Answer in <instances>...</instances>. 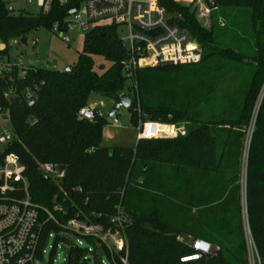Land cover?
<instances>
[{
    "label": "trees",
    "instance_id": "trees-1",
    "mask_svg": "<svg viewBox=\"0 0 264 264\" xmlns=\"http://www.w3.org/2000/svg\"><path fill=\"white\" fill-rule=\"evenodd\" d=\"M215 2L205 27L190 5L159 0L199 43L197 63L140 68L129 78L122 67L128 49L112 24L85 33L69 70L28 66L21 76L13 64L3 68L0 111L8 114L14 139L0 145V163L8 154L20 158L31 200L40 207L41 246L77 213L106 226L120 213L130 264H248L246 224L264 264V0ZM8 4L0 0V42L6 45L0 62L11 40L42 27L52 32L70 7L54 0L48 14H33ZM94 56L110 62L102 74ZM42 81L30 106L24 93ZM94 93H127L138 131L153 121L182 124L186 132L138 138L134 147L104 146L110 119L79 115ZM43 163L57 165L63 177L45 175ZM15 185L12 196L22 197L23 183ZM179 236L218 249L181 261L196 251ZM84 254L72 246L68 264H80Z\"/></svg>",
    "mask_w": 264,
    "mask_h": 264
},
{
    "label": "built area",
    "instance_id": "built-area-1",
    "mask_svg": "<svg viewBox=\"0 0 264 264\" xmlns=\"http://www.w3.org/2000/svg\"><path fill=\"white\" fill-rule=\"evenodd\" d=\"M198 1L203 4L206 13L217 8L215 0ZM60 2L70 7L63 23H54L52 32L59 34L66 43L72 42L67 35L68 32L86 33L97 25L116 24L120 31L121 27L127 30L128 34L122 40L127 46L129 56L123 61L122 67L129 78H133L140 68L165 64H193L199 62L202 57L199 43L186 29L172 21L173 17L160 5L159 0H60ZM53 3L54 0H38L40 12L48 14ZM8 7L11 11H16L10 3ZM11 65L8 62L0 63V76L3 74V68ZM27 68L28 66L21 68V76H25ZM43 84L42 81L26 89L24 96L30 106L35 103L36 94ZM79 115L84 119L102 116L99 109L92 106L82 108ZM165 133V126L149 121L138 131V138H160L165 137ZM13 139L12 131L0 128L1 146L9 144ZM23 170L20 158L15 154L6 155L0 163V264H43L45 244L41 246L43 223L40 221V207L31 200ZM40 170L45 175L55 178H61L64 174L53 163L41 164ZM18 182L23 183L24 195L13 197L15 184ZM47 213L49 219L59 223L51 212ZM80 215L81 213H77L63 224V231L49 234L47 240L58 237L56 244L59 240L68 241L67 234L70 233L91 240L96 249L99 245L108 249L114 264H130L125 219L122 214L114 216L109 226L91 222L89 218ZM247 233L251 238L246 224V236ZM177 239L191 245L196 251L193 255L183 257L181 261L198 259L218 249L208 242L194 241L191 237L179 236ZM81 244L79 242V247ZM72 246L78 245L73 242ZM55 249L53 247V253ZM90 252L85 249L82 256L84 262H89L86 254ZM257 264H261L258 255Z\"/></svg>",
    "mask_w": 264,
    "mask_h": 264
},
{
    "label": "rangeland",
    "instance_id": "rangeland-1",
    "mask_svg": "<svg viewBox=\"0 0 264 264\" xmlns=\"http://www.w3.org/2000/svg\"><path fill=\"white\" fill-rule=\"evenodd\" d=\"M8 1L16 11H25L28 13L37 14L41 11L38 6V0H5ZM185 5H190L195 11L199 21L205 26L211 25V14L205 12L203 4L198 0H176ZM120 29V28H119ZM120 36L126 38L127 30L121 27ZM72 42H64L60 35L53 33L46 28H40L30 32L25 39L16 38L11 40L8 44V54L3 57L0 63L9 61L11 64L17 66L20 70L23 66H38L43 68H51L55 70H65L77 64L79 54L83 51V39L85 32L78 33L77 31H70L67 33ZM4 46V47H3ZM2 49L6 45L0 42ZM95 71L102 74L110 66V62L106 61L101 56H94ZM202 58V57H201ZM201 60V59H200ZM130 82H128L129 84ZM263 96V91L261 97ZM90 106L99 109L102 115H106L113 106V101L100 93L92 94L90 98ZM7 113H0V128L11 131L12 126ZM110 124L104 126L102 131V145L107 147H134L138 139V130L131 126L130 113L128 109L121 108L117 115L109 118ZM166 127L165 137H177L184 135L186 132L185 126L176 123H160ZM253 127V125H252ZM173 129L172 133L168 130ZM26 181L27 178L25 177ZM28 183V181H27ZM68 241L59 240L55 245L56 238H48L44 245L45 253L43 255V264H68L70 260L69 252L72 243L79 246L81 242L83 249L90 250L86 254V259L89 260L87 264H112L111 258L105 251L102 245L96 249L95 245L87 239H82L73 234H67ZM55 252L53 253V247ZM247 249H248V264H257V254L254 249L253 242L247 233ZM80 264H85L84 261Z\"/></svg>",
    "mask_w": 264,
    "mask_h": 264
},
{
    "label": "water",
    "instance_id": "water-1",
    "mask_svg": "<svg viewBox=\"0 0 264 264\" xmlns=\"http://www.w3.org/2000/svg\"><path fill=\"white\" fill-rule=\"evenodd\" d=\"M67 70H69V68H67ZM105 97L110 98L113 101L112 108L106 114L107 118H111V117H114L115 115H117L118 111L121 108L129 109L132 105V99L127 93L106 94Z\"/></svg>",
    "mask_w": 264,
    "mask_h": 264
},
{
    "label": "crops",
    "instance_id": "crops-1",
    "mask_svg": "<svg viewBox=\"0 0 264 264\" xmlns=\"http://www.w3.org/2000/svg\"><path fill=\"white\" fill-rule=\"evenodd\" d=\"M170 129H171V130H168V132H169V133H172L173 129H172V128H170Z\"/></svg>",
    "mask_w": 264,
    "mask_h": 264
}]
</instances>
